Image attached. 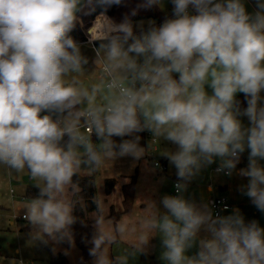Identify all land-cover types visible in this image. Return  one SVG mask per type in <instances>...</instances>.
I'll return each mask as SVG.
<instances>
[{
  "label": "clouds",
  "instance_id": "clouds-1",
  "mask_svg": "<svg viewBox=\"0 0 264 264\" xmlns=\"http://www.w3.org/2000/svg\"><path fill=\"white\" fill-rule=\"evenodd\" d=\"M254 2L249 12L245 0H171L172 17L145 27L132 17L163 9V0H141L120 22L107 12L126 0H0V167L8 177L27 174L39 189L16 206L31 241L54 245L53 253L64 242L74 247L73 213L84 204L73 177L122 157L139 161L163 139L176 146L159 154L176 169L177 194L161 198L164 211L146 200L138 239L114 257L111 245L129 228L121 221L109 231L95 198L92 264H129L156 236L164 264H264L257 221L246 223L239 209L214 215L209 203L184 196L217 158L216 172L231 176L247 149L240 191L264 213V0ZM97 7L86 32L89 70L71 33ZM85 74L93 76L87 85ZM144 131L152 134L147 148L137 135Z\"/></svg>",
  "mask_w": 264,
  "mask_h": 264
},
{
  "label": "rangeland",
  "instance_id": "rangeland-1",
  "mask_svg": "<svg viewBox=\"0 0 264 264\" xmlns=\"http://www.w3.org/2000/svg\"><path fill=\"white\" fill-rule=\"evenodd\" d=\"M163 3L164 7L163 9H160L167 17L171 18L173 8L171 0H163ZM249 7L246 5V8L249 12L254 11V9H251ZM147 22H144V25L146 27ZM156 24L159 25L161 23ZM81 45L82 53L85 56L89 57V65H87L86 67L90 70L92 67H94V65L92 64V60L94 59V52L92 48L89 47L86 43ZM82 79L87 85L93 81V76L90 74H85ZM208 91L209 93H211V89H208ZM239 94H237V96ZM240 119L242 120L243 125L247 127L248 123L246 122V118L240 117ZM146 133L151 132L144 131L141 133H137V135L141 137L139 142L140 146L145 148H147L148 146L147 142H145ZM92 138L93 142H99L94 135ZM114 139L117 141V143L121 141L120 137H114ZM124 139L129 138L124 137ZM155 148V157L159 158V160H163L166 158L162 157L159 154L161 148H167L175 151L176 146L168 141L161 139V141L157 142ZM152 149L153 147L150 150ZM135 169L137 170L138 175L134 210L126 219L125 217H123V219L121 220L126 221L129 230L126 235H120L118 241L111 245L110 252L113 257L115 255L121 254L124 249L128 247L127 241L138 239L140 235L139 221L143 219L144 209L147 202L146 200L151 199L156 201L158 207L161 208V211H164L162 205L159 204V201L164 195H171L170 189H172V185L169 178L177 177L176 169L172 165H170L169 162L167 163V172L164 174H158L152 163L146 159V154L139 161L134 160L130 156L118 158L114 162L106 161L101 169L95 173L96 192L98 199L103 201L106 198V179H117V185L114 188L112 195L107 198L109 203H103V209L105 212H109L110 206L114 204L117 206V212L121 211V188L124 184L129 182L130 175H135ZM32 183L33 181L30 180L27 174H22L20 176L13 175L12 177H8L4 174V169L0 167V207L4 208V210H0V264H19L14 261H12L13 263H11V261H8L9 256L12 255L10 259H14V257H16L19 249H23L28 254H32L41 250L40 242H34L30 240L29 234L31 232V228L27 224V221L19 222L18 226H15L17 225L15 219L13 221V216L16 212L14 202H22V195H25L26 190L29 187H35ZM13 196H15L16 199H13ZM23 198H25V196ZM27 201L28 199L26 200V202ZM94 216L95 214L93 215V217ZM105 224L109 231H112L115 226L112 223V220L105 221ZM41 252L43 253V251ZM77 252L81 254L79 251ZM160 252V237H153L150 239L148 252L145 254H138L134 258H130L129 264H164V261L159 259ZM25 261L28 264H34L33 261ZM69 261L70 264H84L81 257L80 259L75 258L73 254L70 256Z\"/></svg>",
  "mask_w": 264,
  "mask_h": 264
},
{
  "label": "trees",
  "instance_id": "trees-1",
  "mask_svg": "<svg viewBox=\"0 0 264 264\" xmlns=\"http://www.w3.org/2000/svg\"><path fill=\"white\" fill-rule=\"evenodd\" d=\"M141 0H126V4L123 6H113L107 12V15L113 18L116 22H120L125 14H130L131 10L139 4ZM102 9L100 7L96 8V11L91 15L81 14V20L83 26L79 24L71 33L73 38L77 40L80 44L87 42L86 31L91 27L92 22L95 17L100 13ZM167 17L159 6H153L151 9H141L138 14L132 17L134 24L139 23L140 21L147 22L149 20H154L156 23H162L163 20ZM146 27V26H145ZM98 45V43H97ZM237 100L240 101L241 108L247 107V102L244 97V94L237 96ZM67 139V137L65 138ZM137 171L135 175L129 177V182L124 184L121 188L122 200H121V211L117 212L116 205L110 206L109 212H103L104 220H112L113 224L116 226L119 222L129 215L134 210L135 200H136V191H137ZM74 182L79 183L81 188V197L83 198L82 205L83 207L77 205L74 215L78 217L77 223L73 225V235L75 246L81 251L83 255L84 264H91L93 257L89 255V249L92 247L90 243L93 236V215L96 211V205L94 199H98L96 192V177L95 174L92 176H83V177H73ZM117 185V179H106L105 180V196L103 203H109L107 198H109L114 188ZM39 194V189L36 187H29L26 191L25 199L35 198ZM61 246L65 249H70L71 247L67 242L61 243ZM45 248L50 249L49 245H44ZM50 264H69L66 256L62 253L55 255Z\"/></svg>",
  "mask_w": 264,
  "mask_h": 264
},
{
  "label": "crops",
  "instance_id": "crops-1",
  "mask_svg": "<svg viewBox=\"0 0 264 264\" xmlns=\"http://www.w3.org/2000/svg\"><path fill=\"white\" fill-rule=\"evenodd\" d=\"M245 3L248 7L250 6L249 8L255 9L254 0H245ZM83 44H85V43H83ZM240 94H242V93H240ZM262 95H264V92H262ZM245 118H246V122L249 123L247 117H245ZM128 138H130V137H128ZM163 160H162V162H164L167 165L168 160L167 159H163ZM260 163L262 165H264V161H261ZM219 164H220V161L217 158L214 163L203 168L201 170L200 174L196 178H194V180L189 185L187 191L184 193L185 198L194 200L197 203H200V202L209 203V200L211 198L219 197V196H225L229 200V203H230L232 208L229 211L223 212L221 214V216L230 215L234 209H239L241 214L244 216L246 223L250 222L252 220H255L258 222L260 227L264 228V213L259 211L255 207V205L251 202V200L247 196L243 195L242 192L240 191L241 185H245L248 182V178L241 177L238 174L240 169L247 167L248 150L246 149L245 152L241 155L240 162L237 164V167L233 171L231 176H225L223 174L215 173L214 169L216 167H218ZM136 169H135V171H137ZM132 175H130V176H132ZM174 178H176V177H174ZM174 178H171V177L169 178L170 183L172 185V189H170L171 195H173V180H174ZM25 195H26V193H25ZM25 195H22V196L24 197ZM23 197L21 199L22 202H14L15 203L14 204L15 209H16V206L19 205L20 203L22 204V203L26 202L27 199H23ZM12 198L16 199L15 196H13ZM0 210H4V208L0 207ZM24 211L25 210L20 209V210H18L19 214L17 213V211L15 212V214L13 216V221L15 219L16 224H17L15 226H18L19 222H21V221H23V222L26 221L25 219L22 218V216L24 215ZM129 215L125 216V219ZM15 217H17L18 219H16ZM105 221H107V220H105ZM203 235H205V233L202 231L201 236H203ZM53 246L54 245L50 244L51 248L47 249L44 247V244L40 243L41 250H39L38 252H34L32 254H28L23 249H19V251L17 252V255L15 254L16 257H14V259H10L12 256L11 255L8 257L9 258L8 261H11V263H13L12 261L17 262V263L22 261L23 264H28L25 261V260H27L29 262L33 261L34 264H50L51 259L55 255H57L59 253L64 254V250H65V248L62 247L61 244H59V245H55V247L57 248V252L53 253L51 250ZM40 248H38V249H40ZM41 251H43V253ZM77 251H79L81 253V251L76 246H74V247H71L70 249H68L67 255L64 254L66 256L69 264H70L69 259H70V256L72 254L75 258L80 259V257H81L82 261H83L82 253L79 254ZM196 251H197V248L193 247L192 249L189 250L188 254L193 255L196 253ZM83 263H84V261H83Z\"/></svg>",
  "mask_w": 264,
  "mask_h": 264
},
{
  "label": "built area",
  "instance_id": "built-area-1",
  "mask_svg": "<svg viewBox=\"0 0 264 264\" xmlns=\"http://www.w3.org/2000/svg\"><path fill=\"white\" fill-rule=\"evenodd\" d=\"M86 37H87V35H86ZM87 40H88V37H87ZM97 43L98 42H96V46H97ZM151 139H152V134L151 133H146L145 134V142H147V144H149V142L151 141ZM157 142L152 146L153 149L150 150V152H146V159L152 163V165L154 166V168L157 170V173L158 174H164V173L167 172V165L164 162H162V160H159V158H156L155 155H154V152L156 150L155 145L157 144ZM157 163L159 164V168H156L155 167V165ZM217 168L218 167H216L214 169V172L215 173H217L216 172V169ZM217 174H223V175H225L223 172L217 173ZM225 176H227V175H225ZM176 183H177V177L174 178V180H173V195H176L177 194L176 193V190H175V184ZM23 199H25V198H23ZM209 204H210V206L212 208V211H213V214L214 215H221L223 212L229 211L232 208L231 205H230V203H229V200L225 196H219V197L211 198L209 200ZM23 216H22V218H23ZM15 218L18 219L17 217H15Z\"/></svg>",
  "mask_w": 264,
  "mask_h": 264
}]
</instances>
